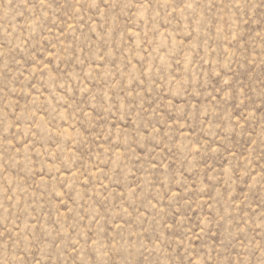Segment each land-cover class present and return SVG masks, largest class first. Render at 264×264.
<instances>
[{
	"label": "rangeland",
	"instance_id": "obj_1",
	"mask_svg": "<svg viewBox=\"0 0 264 264\" xmlns=\"http://www.w3.org/2000/svg\"><path fill=\"white\" fill-rule=\"evenodd\" d=\"M264 0H0V264H262Z\"/></svg>",
	"mask_w": 264,
	"mask_h": 264
},
{
	"label": "snow or ice",
	"instance_id": "obj_2",
	"mask_svg": "<svg viewBox=\"0 0 264 264\" xmlns=\"http://www.w3.org/2000/svg\"><path fill=\"white\" fill-rule=\"evenodd\" d=\"M262 264H264V262H262Z\"/></svg>",
	"mask_w": 264,
	"mask_h": 264
}]
</instances>
